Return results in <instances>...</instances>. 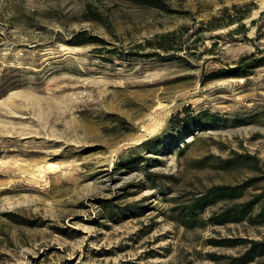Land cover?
<instances>
[{
    "label": "rangeland",
    "instance_id": "obj_1",
    "mask_svg": "<svg viewBox=\"0 0 264 264\" xmlns=\"http://www.w3.org/2000/svg\"><path fill=\"white\" fill-rule=\"evenodd\" d=\"M165 4L0 0V264H226L245 248L214 242L264 240L258 209L210 220L264 201V0Z\"/></svg>",
    "mask_w": 264,
    "mask_h": 264
},
{
    "label": "trees",
    "instance_id": "obj_2",
    "mask_svg": "<svg viewBox=\"0 0 264 264\" xmlns=\"http://www.w3.org/2000/svg\"><path fill=\"white\" fill-rule=\"evenodd\" d=\"M138 5L144 7H150L155 9H165V0H132ZM216 29V27H213ZM73 43L79 46L99 43L98 39L94 36H87L86 33L81 32L74 35ZM169 41L164 40L161 44H157L158 49L169 50ZM255 179H250L238 187H230L227 185L217 186L210 189L207 194L197 197L195 202L191 206L186 208V212L189 214L201 212L211 204H217L225 199L239 200L243 196L244 191L253 186ZM255 209H258L257 215L262 216L264 214V201L261 197H256L252 202H247L239 205H235L234 208L225 211L223 214H218L211 217L210 220L217 225H225V223L235 222L240 223V221L245 220L248 216H252ZM215 245L221 247H241L245 248L244 252L237 257H229V262L226 264H250L256 261L257 258H264V240H247V239H237V240H226L224 242H214Z\"/></svg>",
    "mask_w": 264,
    "mask_h": 264
}]
</instances>
